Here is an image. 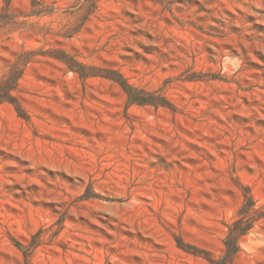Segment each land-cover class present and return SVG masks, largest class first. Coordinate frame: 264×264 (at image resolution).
<instances>
[{
	"label": "rangeland",
	"instance_id": "rangeland-1",
	"mask_svg": "<svg viewBox=\"0 0 264 264\" xmlns=\"http://www.w3.org/2000/svg\"><path fill=\"white\" fill-rule=\"evenodd\" d=\"M80 1L0 0V264H264V0Z\"/></svg>",
	"mask_w": 264,
	"mask_h": 264
},
{
	"label": "trees",
	"instance_id": "trees-1",
	"mask_svg": "<svg viewBox=\"0 0 264 264\" xmlns=\"http://www.w3.org/2000/svg\"><path fill=\"white\" fill-rule=\"evenodd\" d=\"M98 7V0H81L76 8L75 13L81 16V21L85 22L89 19L97 10ZM33 57V52H25L20 55L13 64L8 67L6 74L0 79V104L2 103H9L12 104L18 114L19 117L26 119V114L21 107L20 103L18 102L17 98L14 96L13 92L18 88L19 81L25 71L26 66L31 61ZM70 69L79 73L82 77H89V76H99L106 79L113 80L116 82L125 92L128 103L130 104H137V105H160L164 107H169L168 100L161 96L156 100L153 98V94H147L134 88L130 85L127 80L117 72H107L102 74H96L94 72H85L81 68H75L70 66ZM252 201L250 199L247 200V203L243 207L242 214L247 213L252 206ZM242 219L236 220L230 227H229V234L225 241L227 247V254L228 256L235 255L239 250L238 240L246 235L249 230L252 228V223L247 222L244 226L241 225ZM252 222V221H251ZM37 243H31L28 246L20 245V250H22L25 257H28L31 253V249L34 248Z\"/></svg>",
	"mask_w": 264,
	"mask_h": 264
}]
</instances>
